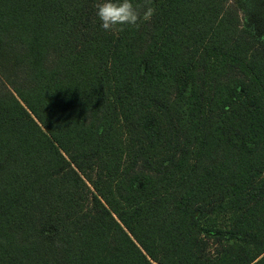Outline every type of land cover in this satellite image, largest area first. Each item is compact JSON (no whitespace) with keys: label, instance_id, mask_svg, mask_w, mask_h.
<instances>
[{"label":"trees","instance_id":"16d2710c","mask_svg":"<svg viewBox=\"0 0 264 264\" xmlns=\"http://www.w3.org/2000/svg\"><path fill=\"white\" fill-rule=\"evenodd\" d=\"M97 2L0 0V264H264V0Z\"/></svg>","mask_w":264,"mask_h":264},{"label":"clouds","instance_id":"9594fccd","mask_svg":"<svg viewBox=\"0 0 264 264\" xmlns=\"http://www.w3.org/2000/svg\"><path fill=\"white\" fill-rule=\"evenodd\" d=\"M94 7L102 29L109 32L121 31L125 25L139 27L154 12L151 7L137 5L133 0H98Z\"/></svg>","mask_w":264,"mask_h":264},{"label":"rangeland","instance_id":"374dc122","mask_svg":"<svg viewBox=\"0 0 264 264\" xmlns=\"http://www.w3.org/2000/svg\"><path fill=\"white\" fill-rule=\"evenodd\" d=\"M227 8L231 9L233 14L238 18L240 27H249L255 30L256 19L251 8V0H223ZM5 82L0 79V89L3 88ZM210 241H212L210 239ZM216 246L209 244L207 248L208 253H214Z\"/></svg>","mask_w":264,"mask_h":264}]
</instances>
